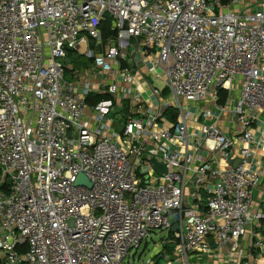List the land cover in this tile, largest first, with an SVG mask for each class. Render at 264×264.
<instances>
[{
	"label": "built area",
	"instance_id": "1",
	"mask_svg": "<svg viewBox=\"0 0 264 264\" xmlns=\"http://www.w3.org/2000/svg\"><path fill=\"white\" fill-rule=\"evenodd\" d=\"M260 120L264 0H0V264H258Z\"/></svg>",
	"mask_w": 264,
	"mask_h": 264
},
{
	"label": "crops",
	"instance_id": "2",
	"mask_svg": "<svg viewBox=\"0 0 264 264\" xmlns=\"http://www.w3.org/2000/svg\"><path fill=\"white\" fill-rule=\"evenodd\" d=\"M145 74H148L147 70L144 71ZM148 94H145L147 97ZM257 128L259 131L264 133V121H259L257 123ZM258 162V166H255V170L258 173L259 176V185L254 190L253 193V209L256 212L264 213V149L261 147H258L254 150V163L256 164ZM254 232L263 239L264 238V222L262 221L260 223V226L256 227ZM243 245H246V241L244 240ZM259 253V251H257ZM263 253V251H262ZM258 264H264V253L259 259Z\"/></svg>",
	"mask_w": 264,
	"mask_h": 264
},
{
	"label": "trees",
	"instance_id": "3",
	"mask_svg": "<svg viewBox=\"0 0 264 264\" xmlns=\"http://www.w3.org/2000/svg\"><path fill=\"white\" fill-rule=\"evenodd\" d=\"M102 31H103L104 43H106L107 40L114 35V33L111 32L109 24L107 22L106 23L104 22L103 27H102ZM68 58L71 61V63L74 65L75 68H79L82 65L88 66L92 61L91 59H88V58H85L83 56L78 55L73 50L68 51ZM97 99H91V101H89L90 104H94V102H96Z\"/></svg>",
	"mask_w": 264,
	"mask_h": 264
},
{
	"label": "water",
	"instance_id": "4",
	"mask_svg": "<svg viewBox=\"0 0 264 264\" xmlns=\"http://www.w3.org/2000/svg\"><path fill=\"white\" fill-rule=\"evenodd\" d=\"M104 18L105 19H108L109 18V16H108V14H105L104 15ZM152 86L155 88V89H157V90H159V91H163L164 90V88H165V84H163V83H161V82H159V81H157V80H153L152 81ZM153 162V165L155 166V168L161 173V174H163V173H165L166 172V169H165V167H163V166H161L160 164H158L155 160H153L152 161ZM86 185L87 187H91V184H90V182L85 178V176L84 175H80L79 176V179H78V181H77V185ZM177 228V226H175L174 227V230Z\"/></svg>",
	"mask_w": 264,
	"mask_h": 264
},
{
	"label": "rangeland",
	"instance_id": "5",
	"mask_svg": "<svg viewBox=\"0 0 264 264\" xmlns=\"http://www.w3.org/2000/svg\"><path fill=\"white\" fill-rule=\"evenodd\" d=\"M160 74L164 75V71L162 69H160ZM214 114H216V113L214 112ZM211 122L212 121H206L205 123L211 124ZM163 238H167V235L165 233L159 234L158 238L154 237V243L160 244L161 239H163ZM149 251L154 252V244L153 243L148 246V250L146 251L144 256L142 255L143 254V248L141 249V251L139 253L141 261L146 262L152 256V254H150Z\"/></svg>",
	"mask_w": 264,
	"mask_h": 264
},
{
	"label": "bare ground",
	"instance_id": "6",
	"mask_svg": "<svg viewBox=\"0 0 264 264\" xmlns=\"http://www.w3.org/2000/svg\"><path fill=\"white\" fill-rule=\"evenodd\" d=\"M76 48L78 49V51H80L81 53H87V44H86V40H83L79 43L76 44Z\"/></svg>",
	"mask_w": 264,
	"mask_h": 264
}]
</instances>
